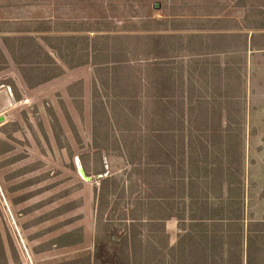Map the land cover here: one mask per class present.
<instances>
[{"label": "rangeland", "instance_id": "374dc122", "mask_svg": "<svg viewBox=\"0 0 264 264\" xmlns=\"http://www.w3.org/2000/svg\"><path fill=\"white\" fill-rule=\"evenodd\" d=\"M252 18L259 21L258 25H264V0H0V23L12 20H7L9 24L0 26V30L43 28L42 23H33L46 22L56 32L42 34L51 37L49 43L61 48L62 53L61 44H70L78 54L72 57L64 51L65 56L62 55L66 62H82L77 65L82 67L73 71L74 76L92 75V68L89 70L83 63L86 61L83 38L87 37L95 47L90 48V66L132 67L120 68L117 90L114 89L119 95L126 91L138 94L136 87L142 84L141 77H145L142 72L150 73V68L144 67L156 66L175 77L176 95L170 94V101H175L177 116L180 114L177 97L181 95L178 86L184 84L187 115L192 116L185 127L190 126L194 132L201 130L198 134L202 142L222 120L223 142L230 144L222 145L215 154L218 156L199 152L204 170L188 182L191 193L195 188L196 195L207 196L204 200L210 204L222 199L216 194L223 192V187L227 196L238 195L237 185L231 182H235V171L229 175V169H220L225 160L234 163L238 153H243L233 143L242 137L244 127L249 128L250 134L245 137L248 175L241 220L244 226L264 216V57L256 54L248 68L242 67L239 64L242 53L234 52L237 48L240 52L245 49L244 40L228 31L247 26ZM62 36L70 39L56 38ZM44 47L53 59L68 66L54 50ZM224 49L233 53L222 54L226 52ZM9 60L13 61L10 57ZM138 66L143 70L139 72ZM209 66H239V72L214 71ZM12 68L9 65L0 73V82L9 81L3 77L12 73ZM137 73L141 74L140 81ZM214 80H217L215 88L210 85ZM112 96V103L126 101ZM214 102L221 117L210 112ZM194 103L200 104L203 111L200 119H194ZM31 106L22 111L21 107L15 112L5 111V122L0 124V140L10 148L0 153V234L6 264L62 262L90 255L96 245L103 255H111L118 244L114 242L116 236L109 234L127 229L131 224L127 219L133 215L141 219V195L152 203V213L145 215L147 223L139 220L134 223L133 243L135 250L141 252L135 256L137 262L175 264L170 247L182 234V225L195 216L183 209L182 185L174 187L175 213L167 212L171 198L164 194L157 201L161 205L154 204L152 193L140 183L137 173L141 167L128 163L123 157L125 152H103L106 158L102 160L101 152L99 155L90 149L91 123L86 109L73 111L70 104V111L65 112L61 107L63 118L56 122L48 112L51 105L44 104L46 111ZM180 173L176 167L175 174ZM206 175L210 180L203 179ZM104 177L109 185L106 196L104 191L98 195ZM67 232L72 233V240L82 236L81 242L62 246L63 241L57 237ZM261 241L264 249V239Z\"/></svg>", "mask_w": 264, "mask_h": 264}, {"label": "crops", "instance_id": "0c3cea01", "mask_svg": "<svg viewBox=\"0 0 264 264\" xmlns=\"http://www.w3.org/2000/svg\"><path fill=\"white\" fill-rule=\"evenodd\" d=\"M258 22L252 18L248 20L247 26L237 27L228 31L231 36L241 37L244 40L245 49L240 52L237 48L234 52L235 55H240V53H242L243 56H241V62H239V64L244 65L242 67L246 66V68H248V66L252 64L256 54L264 57V45H261V43H264V25H258ZM210 33L215 34V32ZM0 49L6 58V67L9 65H13L14 67L12 68V73L3 77V80L8 77L9 81L0 82V116L4 118L0 124L5 122L6 117L3 116L5 111L13 109V112H15L14 109L18 107H21L19 110L21 109L20 111H22V109L32 107L31 105L33 104L39 107V111L47 110L44 104L46 106L51 105L52 108L48 109V112H50V115L56 122H59L58 120L63 118L61 107L65 112L70 111V104L73 111L76 110V108L79 111L86 109L88 111V119H90L91 123L90 149L92 151L99 152V155L101 152L100 158L102 160L106 158L104 154L102 155L103 152H125L123 157L128 163L141 167L137 173L141 180L140 183H142L141 185L143 187L146 186L147 190H150L152 193L151 198L154 197L156 202H154V204L160 206L161 204L157 201H159L164 194L167 196V199L171 198L169 206L170 211L169 208H167V212L175 213L174 201L176 194L174 193V187L176 184L182 185L183 209L190 210L189 212H195L194 209L198 205L192 202H195L194 196H197V191L194 188L191 193V186L188 182L196 173H200L204 170L205 166H203L200 161L201 156L199 152L203 151L205 156L215 155L219 153L222 145L230 144V142L228 141L225 144L223 142L224 130L222 129V124L224 122H222V120L215 126L214 130L211 132L212 134H209L207 139H203L205 143L202 142V137L199 135L201 130L197 131L195 129L194 132L191 131L192 128L190 126L185 127L192 116L191 114L187 115L183 83L178 86L179 90L181 88V95L179 93L176 105V107L179 108V116H177L178 113L176 114L175 112V101L173 103L170 101L171 95L174 97L176 95L174 88L177 83L173 74L169 73L168 70H159L156 66H145V69L150 68L148 69L150 73L142 72L146 78L141 77L142 84L136 87L139 91L138 94L131 95V93L126 91L123 95H119L114 89L117 86L116 83L119 79L118 75L119 71H121L120 68L130 70L132 68L131 66H95V64L90 66L89 58L84 66H87L89 70L90 67L92 68V75L87 73L88 76H74L73 73L76 72L73 71L82 66H62L60 61L54 59L60 68V72L46 81L28 86L18 66L13 61L9 60L10 56L1 41ZM224 51L226 52L222 54L233 53L232 51L229 52L228 49H224ZM138 67L140 72L142 66ZM221 67L224 68L221 69ZM5 68L0 70V73L3 72ZM209 68L214 71L225 69L228 70L229 73H232L236 69L239 72V66H220L219 68L217 66H212V68L209 66ZM164 74L165 77L163 78L166 80L168 90L165 94L160 95L158 91H156V88L163 80L162 76ZM140 75L141 74L137 73V81H140ZM215 79H217L216 76ZM210 85L215 88L217 80H214V83ZM136 89H134L135 92ZM111 94L114 99L125 98L126 101L120 100L122 102L116 101L112 103L110 100ZM132 99H135V101H132ZM43 101L44 104L42 103ZM82 103H84V106ZM215 104L216 102L211 106L210 112L221 117L222 114L217 110ZM194 107V119H200L203 112L200 109V104L197 105L194 103ZM243 107L245 118L246 106L243 104ZM206 116L208 119L209 114ZM213 118L216 117L213 116ZM134 120L135 122H133ZM61 125L64 126L65 124ZM193 133L199 134L193 136L191 135ZM241 133L242 137H239L237 142L233 144H237L239 148L243 150V153H238L239 159L237 158V161H234V163L228 162L229 166L226 163L223 164L231 171L229 175L232 174L233 170L235 171V182H231L237 185L239 193L236 196H227L223 187V192L216 194V196L222 199L215 201L214 206L216 210L225 207L226 211H232L236 208L234 204V201H236L238 202L237 208L240 209L244 215V182L248 175L245 166V137L250 134V129L244 127ZM237 134L240 135V132H237ZM126 152H133L131 159L128 158ZM176 167H179L181 170L179 175L175 174ZM78 171L83 175L81 168H78ZM148 171L150 173L147 174ZM207 178L210 177L206 175L203 179L210 180ZM106 179L105 177L102 178V180ZM229 185L231 186V184ZM108 192L109 190L107 193ZM139 201L140 205L143 207V215L140 217L141 219L137 220L141 223H147L148 220L145 219V215H151L152 203L149 202L148 198L146 199V197L142 195Z\"/></svg>", "mask_w": 264, "mask_h": 264}, {"label": "trees", "instance_id": "16d2710c", "mask_svg": "<svg viewBox=\"0 0 264 264\" xmlns=\"http://www.w3.org/2000/svg\"><path fill=\"white\" fill-rule=\"evenodd\" d=\"M9 19L0 23V26H7ZM37 24L42 23L43 28H31L27 30H0V41L4 45L13 62L18 66L25 82L28 86L39 84L46 81L60 72V68L50 53L44 48L49 47L54 50L56 55L62 62L70 67L80 65L82 62L69 63L63 58L64 51L72 54L76 51L69 47L70 44H61V48L55 47L49 43L50 36L42 34L56 33L48 24L42 20L34 21ZM26 24H30L27 22ZM9 27V26H8ZM55 38V37H54ZM59 40H69V37H56ZM86 61L90 58V48H95L90 38L84 37ZM40 40L42 42H40ZM65 56V55H64ZM76 56V57H77ZM6 67V58L0 49V70ZM163 70V69H162ZM166 71V70H165ZM165 77V74L162 78ZM160 82L156 91L160 95L167 92L168 87L166 80ZM0 153H6L10 148L5 142L0 140ZM203 153V151H202ZM128 158L131 159L133 152H126ZM133 159V158H132ZM225 163L229 166L228 161ZM224 165L223 169H227ZM223 170V171H225ZM108 180H104L98 191L100 195H107ZM109 184V183H108ZM213 184V182H211ZM210 184V185H211ZM113 183L111 184V187ZM205 195L194 196L193 204L195 207L193 218L187 225L183 224L182 234L178 236L176 244L170 247V256L176 260L175 264H264L263 243L264 239V217L259 220H252L248 225L241 223L243 220V212L238 209V202L234 201L236 208L232 211H226L225 207L217 209L205 199ZM201 199V200H200ZM233 201V200H232ZM229 203V202H228ZM134 217V218H133ZM128 218L129 227L124 231H113L109 235L116 236L115 243L118 244L116 252L111 255H103L99 245H96L94 251L90 255L76 257L62 262L50 264H140L135 256L141 254L135 250L133 243L135 235L132 230L134 223L137 221L135 215ZM72 233L67 232L57 237L62 240V246L71 245L81 242L82 236L77 240L71 239ZM59 245L57 242H54ZM164 254V253H163ZM6 250L3 238L0 234V264H6Z\"/></svg>", "mask_w": 264, "mask_h": 264}, {"label": "water", "instance_id": "95a60500", "mask_svg": "<svg viewBox=\"0 0 264 264\" xmlns=\"http://www.w3.org/2000/svg\"><path fill=\"white\" fill-rule=\"evenodd\" d=\"M4 120V118L2 116H0V122H2Z\"/></svg>", "mask_w": 264, "mask_h": 264}]
</instances>
